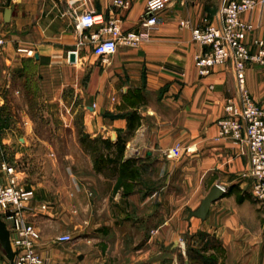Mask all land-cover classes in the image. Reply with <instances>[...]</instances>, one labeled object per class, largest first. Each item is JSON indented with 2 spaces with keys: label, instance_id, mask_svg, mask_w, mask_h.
Instances as JSON below:
<instances>
[{
  "label": "crops",
  "instance_id": "crops-1",
  "mask_svg": "<svg viewBox=\"0 0 264 264\" xmlns=\"http://www.w3.org/2000/svg\"><path fill=\"white\" fill-rule=\"evenodd\" d=\"M127 1L115 8L110 0H88L77 10L138 30L147 0ZM227 1L174 0L137 47L120 45L105 63L85 50L70 63L77 32L67 0H0V155L4 149L21 162L34 140L45 145L41 167H16L33 193L35 214L27 220L40 232L42 257L57 264H264V207L248 193L251 180L241 177L247 156L219 137L217 125L226 101L237 99L235 75L223 65L203 77L194 65L205 48L192 29L221 27ZM242 19L253 26L246 43L257 51L264 5ZM35 81L44 103L67 113L64 126L73 130L79 116L87 141L110 143L117 154L112 167H80L72 152L71 167L56 164L26 111ZM246 87L264 105V68L249 65ZM75 144L74 154H82ZM175 147L181 155L169 156ZM216 185L223 196L204 219L192 216ZM64 235L72 241L57 243Z\"/></svg>",
  "mask_w": 264,
  "mask_h": 264
},
{
  "label": "built area",
  "instance_id": "built-area-1",
  "mask_svg": "<svg viewBox=\"0 0 264 264\" xmlns=\"http://www.w3.org/2000/svg\"><path fill=\"white\" fill-rule=\"evenodd\" d=\"M88 0H67L75 19L77 39L68 52V61L76 63L82 51L90 50L102 63L107 62L120 45L137 47L148 39L151 29L159 22L160 13L174 0H147L138 30H127L119 19L105 20L92 11L79 12L78 5ZM115 8H127V0H110ZM256 0H229L221 7V27L207 24L191 31L192 38L205 50L195 56L194 65L200 76H208L217 66L232 69L237 82V99H228L224 106L225 115L217 120L219 137L234 140L247 156L248 169L241 174L251 180L248 193L264 207V105L256 102L245 83V69L249 61L264 64V49L250 54L246 35L252 29L242 15L254 9ZM97 27V28H96ZM95 28V30H94ZM261 46V43H258ZM5 46L0 37V53ZM19 53L32 55V51L18 48ZM73 57V60H71ZM190 149H186L188 152ZM169 156L179 157V147L171 149ZM16 164L0 159V219L9 232L13 252L12 264H57L42 257L38 251L40 232L27 219L34 215L31 206L33 193L19 179ZM4 180V181H3ZM223 193L225 190L221 188ZM57 243H68V235L57 238Z\"/></svg>",
  "mask_w": 264,
  "mask_h": 264
},
{
  "label": "rangeland",
  "instance_id": "rangeland-1",
  "mask_svg": "<svg viewBox=\"0 0 264 264\" xmlns=\"http://www.w3.org/2000/svg\"><path fill=\"white\" fill-rule=\"evenodd\" d=\"M259 2L264 5V0L261 1L256 0V5ZM252 29L250 31H252ZM245 43H246V39H245ZM258 43L261 42L259 41L254 42V45L257 46V51L254 52H251L248 44L246 43V46L250 54L253 55L257 53L260 48L264 49V45L261 43V46H259ZM249 65H257L260 68H264V64H260L257 61H249L246 65L245 71L247 70ZM245 83H246V72H245ZM28 87L29 90L26 101L28 103V107L26 111L28 113V116L34 123L33 132L39 137L45 139V141L51 145L53 152L55 154L54 160H56L55 162L59 167H63V168L71 167L70 158L66 157L68 156V153L71 152L73 153V157L77 159V163L80 165V167L88 166V162H92L93 167H112V164L110 162L116 161L117 158L116 152L110 153L111 147L103 146V148H100L97 144L90 143L89 141H87L86 136L82 132V128H81L82 124L79 119V116L74 123L75 125L73 127V130L68 126H64V123L60 119V117L62 114L67 115V113L64 110H61L60 113L59 109H56L54 107H51L49 104L44 103V101L42 100L43 99L42 89L40 88L39 84L36 83V81L33 84H30ZM4 111L5 110H3V112ZM75 142L81 145V148L83 150L82 154L79 153L74 154L77 152ZM103 149L104 150L107 149L109 151V153L107 154V159L104 156V152L106 151H104ZM45 151H46L45 145H43L38 140H34L32 142V147L29 156L24 157V159L21 160V162H19V160L15 161L11 152L5 151L4 149L1 150L2 154L0 155V158L2 160L9 161L10 163L15 162L14 164H16L17 167H41L42 158L40 154L44 153ZM100 156L102 157L101 163L99 160L101 158ZM48 157L50 158V155ZM46 164L47 163H45V167L47 166ZM64 175L68 176L66 168L64 171ZM0 260L7 262L10 261L1 245H0Z\"/></svg>",
  "mask_w": 264,
  "mask_h": 264
},
{
  "label": "water",
  "instance_id": "water-1",
  "mask_svg": "<svg viewBox=\"0 0 264 264\" xmlns=\"http://www.w3.org/2000/svg\"><path fill=\"white\" fill-rule=\"evenodd\" d=\"M73 60V57H71ZM223 196V191L219 186H214L206 197L202 200L199 208L192 212V216H195L200 219H204L206 214L208 213L210 205L220 199ZM0 245L5 251L7 257L12 262L13 260V252L11 249L10 241H9V232L6 228L5 223L0 219Z\"/></svg>",
  "mask_w": 264,
  "mask_h": 264
},
{
  "label": "trees",
  "instance_id": "trees-1",
  "mask_svg": "<svg viewBox=\"0 0 264 264\" xmlns=\"http://www.w3.org/2000/svg\"><path fill=\"white\" fill-rule=\"evenodd\" d=\"M83 140H84V138H83ZM103 144L105 145V146H107V147H109L110 146V143L109 142H103ZM101 157V156H100ZM100 160V163L102 162V157L99 159ZM115 161H113V163H114ZM111 163V162H110Z\"/></svg>",
  "mask_w": 264,
  "mask_h": 264
}]
</instances>
